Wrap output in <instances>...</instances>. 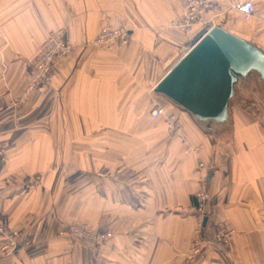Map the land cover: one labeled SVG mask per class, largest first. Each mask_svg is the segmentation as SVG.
<instances>
[{
  "label": "crops",
  "instance_id": "0c3cea01",
  "mask_svg": "<svg viewBox=\"0 0 264 264\" xmlns=\"http://www.w3.org/2000/svg\"><path fill=\"white\" fill-rule=\"evenodd\" d=\"M241 1L213 0L206 27L184 31L181 0H0V218L18 234L9 251L0 235V264H264V77H236L223 122L154 89L212 25L264 51V0L247 20ZM104 24L127 43L92 44ZM56 29L70 51L10 107ZM154 104L175 113V132ZM200 161L208 243L186 261ZM74 219L111 236L63 232ZM219 225L234 230L227 243L212 239Z\"/></svg>",
  "mask_w": 264,
  "mask_h": 264
},
{
  "label": "built area",
  "instance_id": "2783aa9c",
  "mask_svg": "<svg viewBox=\"0 0 264 264\" xmlns=\"http://www.w3.org/2000/svg\"><path fill=\"white\" fill-rule=\"evenodd\" d=\"M184 14L178 19L176 25L178 28L189 31L195 23H200L206 27L207 21H205V13L210 9L213 0H181ZM251 0H243L234 4V7L242 13V17L247 20L248 17L252 16L255 11V6ZM127 29L123 27H114L111 25H101L98 34L92 39V44L99 48L112 49L115 46L123 45L127 43ZM62 29H56L50 31L47 36L44 37L42 42L39 44L33 62L30 66V71L25 80V85L17 96L11 97L9 106H16L26 102L33 91H35L43 82L47 79L51 73V67L53 63L67 55L70 51L71 44L64 37ZM163 115L166 119L168 129L175 132L179 128L178 120L176 119L175 113H166L164 106L161 104H155L154 108L150 110V116L155 119ZM0 154L1 150H0ZM203 163L198 162L196 172L198 173V189L195 192L196 205L193 209L192 214L195 215L196 223V236L190 241L187 250L184 252L186 261L194 260L198 254L206 247L208 241L203 237L204 223L207 214L205 209L207 205L208 189L206 186L207 175L201 172ZM61 232V231H60ZM63 232L70 233L75 238L93 241L98 243L107 239L111 232L101 229H94L90 227L86 222H82L78 219L72 220L68 223L67 227L63 229ZM61 232V233H63ZM4 234L9 237V242L2 246L7 251L14 249L17 245V231L10 229V227L0 218V235ZM234 234V230L225 227L223 225L217 226L214 232L213 240L219 242H228L229 238Z\"/></svg>",
  "mask_w": 264,
  "mask_h": 264
},
{
  "label": "water",
  "instance_id": "95a60500",
  "mask_svg": "<svg viewBox=\"0 0 264 264\" xmlns=\"http://www.w3.org/2000/svg\"><path fill=\"white\" fill-rule=\"evenodd\" d=\"M249 70L264 77V51L225 28L212 25L154 89L200 120L223 122L233 82Z\"/></svg>",
  "mask_w": 264,
  "mask_h": 264
},
{
  "label": "rangeland",
  "instance_id": "374dc122",
  "mask_svg": "<svg viewBox=\"0 0 264 264\" xmlns=\"http://www.w3.org/2000/svg\"><path fill=\"white\" fill-rule=\"evenodd\" d=\"M24 103H26V102H24ZM24 103H22V104H24ZM22 104H19V105H22ZM19 105H17V106H19ZM155 105V104H154ZM10 107H14V106H10ZM16 107V106H15ZM0 158H1V160H3L4 159V154L2 153V155L0 154ZM193 216H194V219H195V226H196V223H197V220H196V217H195V215L193 214ZM75 220V219H74ZM78 220H80V219H78ZM80 221H82V220H80ZM82 222H85V221H82ZM195 230H196V228H195ZM74 236V235H73ZM111 236V235H110ZM109 236V237H110ZM196 236V235H195ZM194 236V237H195ZM214 237V236H213ZM213 239V238H212ZM213 241H215V240H213ZM186 258V257H185Z\"/></svg>",
  "mask_w": 264,
  "mask_h": 264
}]
</instances>
